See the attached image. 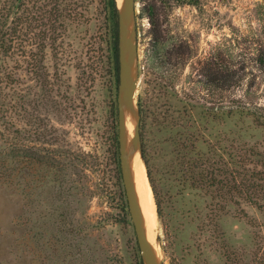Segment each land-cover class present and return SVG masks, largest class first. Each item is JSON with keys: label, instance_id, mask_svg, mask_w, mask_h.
Returning a JSON list of instances; mask_svg holds the SVG:
<instances>
[{"label": "rangeland", "instance_id": "rangeland-1", "mask_svg": "<svg viewBox=\"0 0 264 264\" xmlns=\"http://www.w3.org/2000/svg\"><path fill=\"white\" fill-rule=\"evenodd\" d=\"M23 1L20 49L0 56V131L16 130L19 145L12 152L0 140V264H138L120 166L119 59L117 78L101 0H83L78 26L55 41L41 40L33 19L47 0ZM136 1L135 73L161 217L140 145L136 161L156 207L155 257L263 264L260 212L228 196L212 224V192L187 171L198 158L261 168L264 128L239 107L264 106V0Z\"/></svg>", "mask_w": 264, "mask_h": 264}, {"label": "trees", "instance_id": "trees-1", "mask_svg": "<svg viewBox=\"0 0 264 264\" xmlns=\"http://www.w3.org/2000/svg\"><path fill=\"white\" fill-rule=\"evenodd\" d=\"M162 1L172 6L174 3L180 5L185 3L199 5L201 0ZM37 2L35 4L37 13L33 16V19L39 29V38L43 41L46 38L55 41L64 34L63 32L68 31L70 27H77V20L84 16L83 11L88 8V2L83 0H51L50 2L47 0V2H41L38 5ZM24 5L25 3L23 0H16L11 3V5L0 8V56L2 58L6 56L8 59V57L14 56L20 49V13ZM101 6L100 14L103 15L104 18V29L110 38L112 67L118 78V5L116 0H101ZM68 21L69 23H67ZM257 60L261 67L264 68V49L260 50ZM1 75L2 73L0 72V76ZM139 99L142 156L147 169L148 179L155 196L158 216L161 217V203L157 188L153 182L147 158L144 133L147 117L146 105L141 96H139ZM14 106L16 105L14 104ZM239 108V110L252 115L255 122L262 125L264 128V106L254 105ZM13 132L15 136L18 133L16 130ZM13 135L9 136L6 135L4 131H0V140H2V144H6L12 152H16L19 150L18 138L15 136L13 137ZM259 154V156L263 157L261 159L263 161L260 170L246 169L245 165H242V163L233 165L238 161H224L223 164H221L217 161H211L210 158L204 160L198 158V160H193L192 163H189L190 169L187 172L195 188H199L205 192H212L214 200L208 208L207 214L212 224H216V221L221 217L223 211L221 200L226 199L228 196H240L246 199L251 206L255 207L260 212L261 218H256V221H258V226L263 230V234L260 235L258 242L264 253V151H261ZM217 229L218 228L215 227L214 231L218 232ZM217 235L220 236L218 233ZM0 249H2V247ZM138 264H144L142 258L139 259Z\"/></svg>", "mask_w": 264, "mask_h": 264}, {"label": "water", "instance_id": "water-1", "mask_svg": "<svg viewBox=\"0 0 264 264\" xmlns=\"http://www.w3.org/2000/svg\"><path fill=\"white\" fill-rule=\"evenodd\" d=\"M117 1V0H116ZM124 10L120 11L118 20V49H119V99H118V123H119V152L120 166L123 176L124 187L128 200L129 211L134 223L138 244L142 252L144 264H162L157 261L151 247L149 237L143 227L142 215L137 195L134 191V183L126 153L125 117L124 111L127 104H132L137 96L138 118L134 129V137L139 142L141 157V125H140V99L138 97V76L135 73L138 44L136 39L135 19L137 11L136 0H123ZM118 5V4H117ZM144 162V160H143ZM145 164V163H144Z\"/></svg>", "mask_w": 264, "mask_h": 264}, {"label": "bare ground", "instance_id": "bare-ground-1", "mask_svg": "<svg viewBox=\"0 0 264 264\" xmlns=\"http://www.w3.org/2000/svg\"><path fill=\"white\" fill-rule=\"evenodd\" d=\"M118 1L121 3V5L119 6L120 11H123L125 4L123 0H118ZM136 101H137V96L135 95L132 104H127L125 106V111H124L125 125H126L125 128L126 153L132 173L134 191L137 195L138 203L142 215L143 227L149 237V241L153 251H156L153 248L152 239L150 236V234L153 235V232H155L156 230L155 228L156 222L158 223L156 216L155 202L150 184L146 177V169L142 162L136 161L137 149H139V142H137L136 140L134 141L135 139L134 129L138 118ZM156 259L157 261H160V259L158 258Z\"/></svg>", "mask_w": 264, "mask_h": 264}]
</instances>
